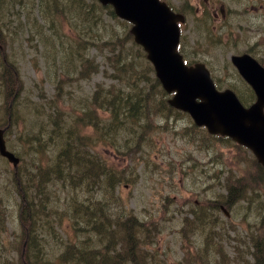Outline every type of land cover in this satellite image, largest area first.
Masks as SVG:
<instances>
[{
  "label": "rangeland",
  "instance_id": "1",
  "mask_svg": "<svg viewBox=\"0 0 264 264\" xmlns=\"http://www.w3.org/2000/svg\"><path fill=\"white\" fill-rule=\"evenodd\" d=\"M0 1L2 56L17 71L20 79L16 122L4 138L7 149L21 161L18 168L20 179L29 180L27 185L34 189L39 183L40 175L34 170L39 159L44 170L46 164H50L45 153L41 155L34 151L43 146L50 157L52 145L41 144L29 137L26 132L28 121H33L34 126L43 132L38 140L52 131L56 121L48 114L60 115V118L72 122V111L80 113V108L85 109L91 104L84 100L90 99L96 86L106 88L115 84L109 62L116 54L134 64L133 70H127L126 77L147 75L152 80L154 76L148 71L150 65L143 52L125 39L129 25L102 12L100 18L109 26L102 29L95 16L81 17L83 9L79 6L83 0H71V3L59 0L68 10L74 8L70 12H61L62 6L56 0H42V3L40 0ZM162 1L179 13L187 14L183 38L186 37L192 57L207 65L214 88L217 91L229 89L238 101L246 100L251 92L235 75L228 60L230 55L243 51L240 31L236 30L240 0ZM222 8L231 12L230 21H222L219 12H216L214 20L210 12L204 19L196 17L195 9L219 11ZM42 15L43 18L40 17ZM86 30H91V35L102 33L108 38L115 33V51L112 46L109 53L107 48L94 49L90 43L94 39L90 40V36L84 34ZM78 36L85 38L87 43L79 45L74 42ZM82 63L87 69L90 64L93 66L87 78L81 75L84 72L80 67ZM63 74L69 75L70 82H63ZM145 85L144 90L152 86L150 83ZM133 88L136 89V84ZM160 90L158 85L149 95L148 113L141 130L135 122H126L123 129L113 130L107 140L104 139L105 146L98 143L93 147L94 152L105 159L106 169L120 181L110 187L108 196H105L103 218L110 212L117 214L120 211L119 204L111 200L113 196L118 197L123 205V221L131 220L132 233L136 236L134 245L139 247L140 244L144 264H252L255 253L264 258V174L260 166L244 147L227 138L208 135L203 128L195 127L186 114L159 106ZM131 98V101L136 100L135 96ZM6 107L7 101L0 85V121ZM95 114L100 122L107 118L102 111L97 110ZM89 130L93 131L90 127ZM13 173L12 165L0 157V213L6 215V232L2 239L7 248L0 249V253L9 251L11 264H16L17 256L21 258L22 238L17 222L20 198L12 185ZM102 183L106 189L105 177ZM230 187L235 188L232 195L237 193L236 197L239 196V200L231 204L224 199ZM48 191L50 195L58 196L60 206L71 194L54 180L48 183ZM104 193L102 189L94 202L101 209L104 204L99 199ZM72 194L77 201H83L81 190ZM58 208L61 210L63 207ZM93 221L95 225L101 224L98 216ZM36 224L42 223L36 221ZM65 225H68L66 221L61 230L55 232L56 236H74L79 241L85 239L82 234L67 230L70 226L66 229ZM48 229L44 230V235L38 233V238H43L42 242L46 237L49 246L45 248L49 249L51 256V246L60 244L51 235L45 236ZM64 229L67 230L65 234ZM115 240L117 253H123L120 238L117 236ZM113 246L104 239L102 243H96L95 248ZM39 247L33 243L28 252L35 264H40L43 259L39 258ZM61 249L62 246L54 254Z\"/></svg>",
  "mask_w": 264,
  "mask_h": 264
},
{
  "label": "trees",
  "instance_id": "2",
  "mask_svg": "<svg viewBox=\"0 0 264 264\" xmlns=\"http://www.w3.org/2000/svg\"><path fill=\"white\" fill-rule=\"evenodd\" d=\"M1 4L2 1H0V5ZM79 9H83L81 17L89 14L93 17L95 16L96 18H94L96 21L100 22L102 29L109 27L106 21L102 22L100 18L102 12H106L109 17L115 19L108 6L102 7L95 0H83ZM72 10H74V8L69 10L68 8L67 10L62 8L61 12H70ZM40 17L43 18V15ZM7 24L11 25L9 22ZM84 34L87 37L89 35L90 40L94 39L90 41L94 49L99 50L100 48H107V52L109 53L112 46L115 51L116 46L114 42L116 43L117 41L115 33H113L114 35H110V37L113 36L112 42L110 37L108 38L102 33L95 36L91 35V30H86ZM125 39L130 42L131 46H135L128 32L125 34ZM74 42H77L79 45H84L87 43V40L85 38L81 39V37L78 36L74 39ZM122 60L124 59H122L121 54H116L109 62L113 70L111 77L115 81V84H111L106 88L96 86L90 95V99L84 100L90 101L91 104L86 106L85 109L80 108L78 110L80 113H74L72 111L74 115V120L72 122L60 118V115L48 114V117H55L56 121L54 122L52 131L46 133L43 139L38 140L42 138L43 132L34 126L33 121H28L29 124L26 129L27 135L39 141L41 144H51L52 156L48 157L43 146L34 151L41 155L45 153L46 157L50 159V164H46L45 170L40 163L42 162L40 159L38 165L34 168L35 173L40 175L38 177L39 183L34 189L27 185L29 180L23 181L20 179L18 168L21 161L17 170H14L12 185L20 198L17 222L22 238L21 258L17 256L16 264H35L28 254L30 246H33V243L41 246L39 247V258L43 259L40 264H144L145 258L141 256L142 253L140 254V244L139 247L134 245V243H136V236L132 233L131 220L123 221V205L120 204L118 197L113 196L111 200L119 204L120 211L117 214H111L110 212L103 218L107 199L105 196H108L110 187L119 184L120 181L114 177V173H112L111 170L106 169L105 159L98 156L93 150V147L98 143L100 146H105L106 143L104 139L107 140L109 134H112L113 130L123 129L126 122H135L138 124V129L141 130L144 118H146L148 113L146 105L149 104V95L153 93V88L159 85L154 77L152 80H149L147 75H134V77L130 75L127 76V79V70H133L134 64L128 63L127 60L122 62ZM80 67L83 68L84 71L81 73L83 78H87L89 76L88 72L93 71V66L91 64L88 69L83 63ZM148 71L149 73L153 72L150 66L148 67ZM63 82H70L69 75L63 74ZM145 83H150L152 86L148 90H144L146 86ZM133 84H136V89L133 88ZM0 85L3 88L4 97L7 101V107L0 121V129H5L6 133L15 125V117H17V114H15L16 103L20 95V79L18 73L9 65L6 57L3 59L0 58ZM114 86H118V88H113ZM126 86L129 87V90H127ZM120 90H126L128 93L126 94L124 92L125 94H123V91ZM160 91L162 98L159 102V106L163 107L165 110H171L172 108L170 109L166 104L167 95L162 89ZM132 96H135V101H131ZM141 96L142 99H139ZM97 110L107 114V118L104 121L100 122L98 116L95 114ZM58 119H60V121H58ZM89 127L92 128V132L89 130ZM97 135L98 137H96ZM104 177L107 183L106 189H104L102 183ZM53 180L57 183L60 182L62 186L66 188V193H71L61 206L59 205L61 201L57 199L58 196H54V193L50 195L48 191V183ZM102 189L105 193L102 199H99L104 204L101 209V207L94 202L97 194ZM234 189V187L227 189V194L224 197L229 204L239 200V196L236 197L237 193L232 195ZM76 190H81L83 192V201H77L76 196L72 194ZM55 206L63 208L60 210L58 207L55 208ZM213 207L216 209L215 204ZM97 216L101 224L95 225V223H93V218ZM120 218L122 219L121 222ZM36 221L42 224L37 225ZM65 221L68 224L65 225V228L67 229V227L70 226L67 230H71L73 234H82L85 239L79 241L78 237L74 236L63 237L61 234L56 236L55 232H57L58 229L61 230ZM5 224L6 215L0 213V249H7L5 248L6 243L2 239V236L5 235L6 232ZM56 224H60V226L58 227ZM46 226L50 229L45 232V236L51 235L56 242L60 244L59 246H51L53 250V255L51 256H49V249L45 248L49 246L46 237L42 242L41 240L43 238H38V233L44 235V230L47 228ZM137 226L138 224L134 225V227ZM103 228L106 233H104ZM67 230L64 229L63 233L65 234ZM117 236L120 238L119 242L123 243L120 246V250L123 251L121 254L117 253V243H115V238ZM94 238L95 240H93ZM32 239L35 241L32 242ZM104 239L108 243H113L114 246L111 248L104 247L102 249H96V243L100 244ZM9 246L13 248L10 242ZM61 246L62 249L59 253L57 252L54 254ZM101 251L105 252L101 253ZM262 256L263 255L259 253H255L252 264H264V258ZM0 260H2V264H11L10 252L4 251L0 253Z\"/></svg>",
  "mask_w": 264,
  "mask_h": 264
},
{
  "label": "water",
  "instance_id": "3",
  "mask_svg": "<svg viewBox=\"0 0 264 264\" xmlns=\"http://www.w3.org/2000/svg\"><path fill=\"white\" fill-rule=\"evenodd\" d=\"M96 1L111 7L116 18L129 24L132 42L143 52L162 91L171 95L166 104L186 114L208 135L228 138L247 149L264 172V69L246 55L230 57L231 65L255 97L244 108L232 91L214 88L202 64H183L176 50L182 15L173 13L159 0ZM0 157L15 162L1 146Z\"/></svg>",
  "mask_w": 264,
  "mask_h": 264
},
{
  "label": "flooded vegetation",
  "instance_id": "4",
  "mask_svg": "<svg viewBox=\"0 0 264 264\" xmlns=\"http://www.w3.org/2000/svg\"><path fill=\"white\" fill-rule=\"evenodd\" d=\"M56 1L59 3V0H56ZM159 1L163 2L162 0H159ZM62 2L71 3V0H62ZM62 2L60 1L59 5H61L62 8L67 10L66 6L63 5ZM40 3H42V0H40ZM163 3L170 9V11H172L175 14H180L183 17V22L178 23L179 36H178V43H177L176 50L178 54L180 55L181 60L183 61L184 65L192 66L195 63H202L200 60L194 59V57H192V53L189 51L188 44L186 43V37L183 38L182 31H183V26L186 20L185 16L187 14L179 13L178 11L172 9L165 2ZM109 8L111 9V7ZM195 12L198 14V16L196 17L201 18V19L206 18L208 12H210V17H212L214 20L215 17H217L216 12H219L220 18L222 21L228 22L231 20V12L229 11L228 8H222L219 11H216L215 9H212V10H207V9L196 10L195 9ZM236 18H237L236 30L238 32L240 31L239 33L241 35V38L239 37V40L241 44L243 45V51L240 54L230 55L228 60L232 56L246 55L249 58H251L256 64H258L261 68L264 69V0H240L238 3V14ZM198 31L200 33L201 30H198ZM229 63H230V60H229ZM202 65L205 67L210 77V70L206 67L207 65L204 63H202ZM232 68L234 69L236 73L235 75L239 77L235 68L233 66ZM241 81L244 83L242 79ZM246 86L249 88L248 85ZM249 90L251 93L248 96V98L246 100L243 99L242 101H239L240 104L244 108L249 107L255 101V97H254L252 90L250 88ZM262 112L264 113V109H262Z\"/></svg>",
  "mask_w": 264,
  "mask_h": 264
},
{
  "label": "bare ground",
  "instance_id": "5",
  "mask_svg": "<svg viewBox=\"0 0 264 264\" xmlns=\"http://www.w3.org/2000/svg\"><path fill=\"white\" fill-rule=\"evenodd\" d=\"M171 95H169L170 97ZM4 133H5V129H0V146L2 148V152L6 153V154H11L12 157L15 159V162L12 164V167L13 169L16 171L17 168H18V165L20 164V159L15 156V154H13L12 152H10L8 149H7V146H6V142H5V138H4ZM2 158V157H1ZM4 159V158H3ZM6 160V159H5ZM7 161V160H6ZM8 162V161H7ZM9 163V162H8Z\"/></svg>",
  "mask_w": 264,
  "mask_h": 264
}]
</instances>
